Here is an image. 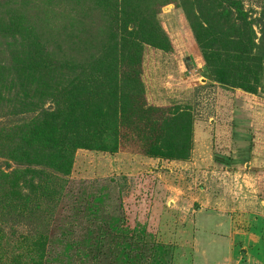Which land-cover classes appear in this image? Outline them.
Instances as JSON below:
<instances>
[{"label": "trees", "instance_id": "obj_1", "mask_svg": "<svg viewBox=\"0 0 264 264\" xmlns=\"http://www.w3.org/2000/svg\"><path fill=\"white\" fill-rule=\"evenodd\" d=\"M173 2L213 81L256 93L264 18L242 0H0V221L11 226L0 239L20 244L5 256L0 241V264H50L42 210L68 193L77 150L115 153L135 137L146 156L190 157L191 108L148 104L142 79L146 46L172 49L158 14ZM91 233L86 258L121 264L105 232Z\"/></svg>", "mask_w": 264, "mask_h": 264}, {"label": "rangeland", "instance_id": "obj_2", "mask_svg": "<svg viewBox=\"0 0 264 264\" xmlns=\"http://www.w3.org/2000/svg\"><path fill=\"white\" fill-rule=\"evenodd\" d=\"M242 2L264 18V0ZM158 19L172 49L146 46V98L191 108L190 157L146 156L135 137L115 153L77 150L68 193L42 210L50 264H92L83 238L101 230L121 264H264V77L256 93L214 82L178 2ZM7 238L5 256L20 250Z\"/></svg>", "mask_w": 264, "mask_h": 264}]
</instances>
